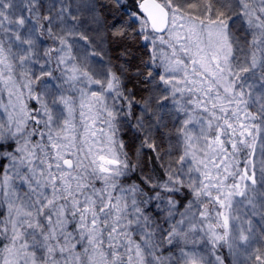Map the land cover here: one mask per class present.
I'll return each instance as SVG.
<instances>
[{"label": "snow or ice", "instance_id": "snow-or-ice-1", "mask_svg": "<svg viewBox=\"0 0 264 264\" xmlns=\"http://www.w3.org/2000/svg\"><path fill=\"white\" fill-rule=\"evenodd\" d=\"M113 3L109 22L96 0H53L47 15L39 0H26L28 15L18 18L19 6L0 0V84L17 99L27 89L40 104L5 106L0 119V161H8L0 173V264H224L206 257L190 239L197 234L213 250L227 246L245 264H264V230L251 219L264 223V158L259 177L254 159L258 140L264 157V0H237L239 12L229 0H138L128 20L119 14L123 0ZM233 18L246 25L243 46ZM136 36L151 48L142 61L149 70L135 73L148 95L131 124L138 101L122 90L128 70L116 71L108 46ZM48 40L54 46L42 47ZM165 116L178 166L161 164L162 181L142 174L127 183L142 172L143 149L160 159L152 137ZM100 120L107 132L94 130ZM126 128L143 136L135 163L119 139Z\"/></svg>", "mask_w": 264, "mask_h": 264}, {"label": "rangeland", "instance_id": "rangeland-1", "mask_svg": "<svg viewBox=\"0 0 264 264\" xmlns=\"http://www.w3.org/2000/svg\"><path fill=\"white\" fill-rule=\"evenodd\" d=\"M53 0H39V3L43 5V7L40 8V14L41 15H47V7L49 4H51ZM67 2L71 5H75L78 0H67ZM215 2V0H214ZM231 4L232 11L239 12L241 11L239 4L237 3V0H229ZM13 3L15 5H18L19 7L13 9L12 11L16 13V15L13 18H18L19 15H24L27 16L28 12L25 10L21 12V9L26 8V0H13ZM97 3V10L104 16L108 18V21L111 22L112 18L114 15H116V11L114 8V3L113 0H96ZM59 3H57V7H59ZM216 7H221L220 3L215 4ZM73 14H75L74 7H73ZM224 10V9H222ZM125 12H132L126 7H121L119 9V14L123 16L124 20H128V16L125 15ZM229 15H231V12H229ZM229 26L230 28L234 29L236 36L241 38V46L244 45V36H245V31L244 28L246 25L242 26L240 21H236L235 18L233 20L229 21ZM252 39L251 35L247 36V40L250 41ZM147 42L142 41L138 36L133 37V38H128L126 37L123 41L120 42H114L110 44L109 47V56L108 58L111 59L112 64L116 65V71L119 73V65L123 64L127 68V72L122 76V81H123V86L122 90L125 92V95H130L131 98H133L135 101H138V103H135L132 105V112H133V117L131 118L130 121H128L131 124L135 123V116H138L141 113V106L143 104L144 99L147 97L148 92L145 91L147 85L143 83V77H138L136 76V71L140 70L144 72L145 74L149 70L148 68H145L142 61H145L148 59V54H149V49L151 48V45L149 44L148 47L146 48L144 45ZM54 46L52 44L51 40H48L42 47H50ZM97 51H99V48H97ZM121 52H125L126 54L124 56H121ZM74 54L78 56V58H83L86 53L81 50V51H76L74 50ZM237 55H240L241 57L244 55V53H237ZM43 62V61H42ZM93 65H95V61H90ZM54 66V64H53ZM37 74H39V71L37 69H34ZM95 90V88H93ZM128 90H131L129 93ZM24 92V96L20 97L17 99L16 95H13L9 97L8 95V90L4 88L3 84H0V119L6 117V112H5V106H7V111L11 112L12 105H15L17 108H19V105L21 103L27 105V108L29 110H35L40 107V104L37 102L35 98L28 99V93L27 89L22 90ZM36 92H39L40 89L36 88ZM35 95V93H34ZM78 96V93H77ZM46 100L51 99V97H45ZM108 104L111 106L113 104V101L111 98L108 99ZM32 104H35L36 107L32 108ZM118 106H123L122 111L127 110V104L125 101L121 100L117 102ZM51 107V105H50ZM153 107H155V103H153ZM54 112L56 109L53 110ZM80 109L77 108L76 114H75V123L77 125V133L83 137L84 136V129L81 127L82 121L79 115ZM95 111V109H93ZM85 112L87 114V109H85ZM118 120L123 122L124 117L120 116L118 117ZM164 123L166 124V127H161L158 130L153 131V140L157 144V152L160 154V159L159 164H163L165 167L168 166L169 162H172V167H177L178 165L175 163L176 159L180 155V149L174 147L176 145V138L175 135H169L170 132L173 131V121L170 120L167 116L164 117ZM178 126V125H177ZM94 130H103L104 132H107L108 129L107 127L103 124L102 120L97 121L95 125ZM97 137L99 138V131H97ZM143 138L142 135L135 133V131L131 128H126L123 129L119 133V139H122L125 143V151L128 153L129 157H131V160L133 163L136 162V149L139 147L140 140ZM87 145H85V148ZM153 152L150 149H143L140 163L142 166V172L141 169L138 168L137 171L133 174H135V177H133V174L130 178V180L126 181L127 183H131L133 181L139 182V177L140 175H152L156 180H158L154 170L153 166L151 164L150 160V154ZM155 155H157L156 152ZM247 154H245L243 157L237 156V159L241 161V167H243V160ZM264 158L261 156L260 152V141H257V150L255 153V164L257 168V177H259V167H260V162L261 159ZM0 165H2V169L0 170V173L3 172L4 167H7L8 161L6 160L5 162L0 161ZM162 168V167H161ZM163 169V168H162ZM164 171V169H163ZM165 178V177H164ZM101 182L97 181L96 182V187H100ZM147 190V189H146ZM177 200H180L182 203H186V197H181L177 196ZM181 210L183 208L181 207ZM248 211V209L241 208V214L243 212ZM2 214V213H0ZM247 218V217H246ZM253 221V226L254 230L259 231V230H264V223L261 222L260 217L257 215L255 217H251ZM161 223L163 221H160ZM71 230V226L69 228ZM134 239L138 240L139 236L134 235ZM190 239H195L200 242L201 250L204 252L206 257L209 260H214V257L219 255L223 258L224 264H233V261L236 260L237 264H245L244 258L242 255H238L237 257H233L230 255L229 250L227 246L224 247H218L215 250H213V247L210 243H205L204 240L202 239V234H197L195 237H190ZM163 252L164 256L169 255V250L168 246H165L163 249H161Z\"/></svg>", "mask_w": 264, "mask_h": 264}, {"label": "trees", "instance_id": "trees-1", "mask_svg": "<svg viewBox=\"0 0 264 264\" xmlns=\"http://www.w3.org/2000/svg\"><path fill=\"white\" fill-rule=\"evenodd\" d=\"M124 3V7H126L127 9H129L132 12H136L138 11V0H123ZM32 108L36 107L35 104H32ZM8 110V109H7ZM32 127H34V125H32ZM34 139H38V137L34 138ZM245 154H247V151L244 150L242 151L238 156L239 157H243ZM150 160H151V164L153 166V170L158 178V180H163L164 179V171L161 168L158 159L156 158L155 153L151 152L150 154ZM6 160H2V162H5ZM2 169V165H0V170ZM136 174V173H135ZM135 174H133V177H135Z\"/></svg>", "mask_w": 264, "mask_h": 264}]
</instances>
